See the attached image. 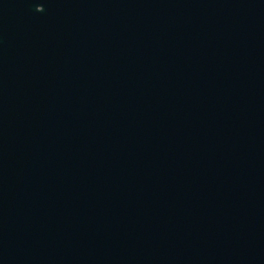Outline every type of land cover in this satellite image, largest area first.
<instances>
[{
	"label": "water",
	"instance_id": "1",
	"mask_svg": "<svg viewBox=\"0 0 264 264\" xmlns=\"http://www.w3.org/2000/svg\"><path fill=\"white\" fill-rule=\"evenodd\" d=\"M0 24L28 84L0 264H264V0H0Z\"/></svg>",
	"mask_w": 264,
	"mask_h": 264
},
{
	"label": "flooded vegetation",
	"instance_id": "2",
	"mask_svg": "<svg viewBox=\"0 0 264 264\" xmlns=\"http://www.w3.org/2000/svg\"><path fill=\"white\" fill-rule=\"evenodd\" d=\"M22 27H24V19L22 20ZM1 26V24H0ZM16 25H13L15 27ZM14 37H12L11 41H13ZM25 42V37L23 33V29L21 32L20 39L15 38L16 45H23ZM7 44H12V42L8 41ZM19 65L16 61L14 62V66L19 69L20 75L18 72L15 73L12 69L8 68L7 61L0 60V112L2 113H21L23 115L25 111V107L27 105V91L28 84L26 81L25 67ZM16 116L11 120L13 125V131L16 129ZM23 127V122H22ZM22 137L25 132L21 130Z\"/></svg>",
	"mask_w": 264,
	"mask_h": 264
}]
</instances>
